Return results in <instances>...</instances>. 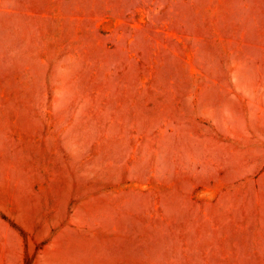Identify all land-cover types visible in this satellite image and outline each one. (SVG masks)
Returning <instances> with one entry per match:
<instances>
[{
	"label": "rangeland",
	"instance_id": "rangeland-1",
	"mask_svg": "<svg viewBox=\"0 0 264 264\" xmlns=\"http://www.w3.org/2000/svg\"><path fill=\"white\" fill-rule=\"evenodd\" d=\"M0 264H264V0H0Z\"/></svg>",
	"mask_w": 264,
	"mask_h": 264
}]
</instances>
